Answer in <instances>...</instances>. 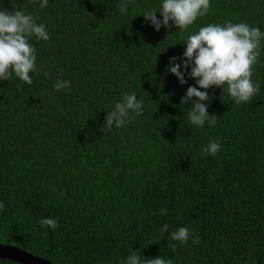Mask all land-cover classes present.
Masks as SVG:
<instances>
[{"label":"trees","instance_id":"trees-1","mask_svg":"<svg viewBox=\"0 0 264 264\" xmlns=\"http://www.w3.org/2000/svg\"><path fill=\"white\" fill-rule=\"evenodd\" d=\"M39 2L0 0L37 14L50 35L30 40L40 66L31 85L0 80V242L55 264H119L133 250L172 264H264V40L250 103L206 90L201 103L215 126L192 125L191 101L180 104L196 86L190 68L181 67L185 84L166 71L170 57L181 63L180 42L208 23L243 21L264 32V0H210L186 31L171 21L157 31L145 20L162 0H133L125 13L121 0ZM56 79L70 88L55 90ZM124 92L143 101V114L106 132L104 117ZM211 139L221 144L216 156L202 154ZM53 217L56 229L40 225ZM179 226L199 242L171 240Z\"/></svg>","mask_w":264,"mask_h":264},{"label":"clouds","instance_id":"clouds-1","mask_svg":"<svg viewBox=\"0 0 264 264\" xmlns=\"http://www.w3.org/2000/svg\"><path fill=\"white\" fill-rule=\"evenodd\" d=\"M35 2V0H33ZM133 0H121L120 12L125 13ZM48 0H40L39 8L47 7ZM211 8L210 0H162L155 8L146 11L143 17L149 21L155 30L163 25L170 28V21L177 29L186 31L197 18L205 16ZM159 12L161 18H157ZM48 41L50 35L44 23L39 22L37 14L23 9L12 8L11 11L0 7V80L9 81L14 75L28 85L33 83L31 73L39 72L37 65V49L30 42L31 38ZM264 32L257 26L246 22L225 21L224 23H208L194 33L187 35L181 44L186 45L181 63H174L177 57L169 58L166 71L175 75L180 84L187 83L181 67L189 69L188 76L195 79L196 86L189 85L180 104L189 105L191 109L187 118L192 125L203 128L208 122L212 126L217 123V116L210 115L208 105L201 101H209L206 91L210 87H218L236 104L250 103L260 90V84L252 80L253 67L261 56V43ZM174 45V44H171ZM45 77L51 79L48 73ZM71 81L56 79L55 90L70 88ZM200 89H205L201 91ZM143 101L138 100L135 92H124L111 111L104 117L103 128L110 131L113 128H123L136 117L143 114ZM221 149L218 140L211 139L202 146V154L216 156ZM55 190V189H53ZM63 195V193H62ZM5 205L0 202V210ZM161 215L166 209L161 208ZM42 227L56 229V218H41ZM168 224L160 228L161 233L167 232ZM48 235L47 232L44 233ZM192 237V243L199 242V235L187 226H179L170 232V239L186 244ZM175 247V245H173ZM142 258L137 251H131L120 259L119 264H172L171 259L162 256Z\"/></svg>","mask_w":264,"mask_h":264},{"label":"water","instance_id":"water-1","mask_svg":"<svg viewBox=\"0 0 264 264\" xmlns=\"http://www.w3.org/2000/svg\"><path fill=\"white\" fill-rule=\"evenodd\" d=\"M0 257L11 259L23 264H55L45 257L11 243L0 242Z\"/></svg>","mask_w":264,"mask_h":264}]
</instances>
